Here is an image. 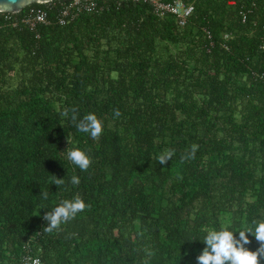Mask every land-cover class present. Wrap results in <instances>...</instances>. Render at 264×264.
<instances>
[{"label":"trees","instance_id":"obj_1","mask_svg":"<svg viewBox=\"0 0 264 264\" xmlns=\"http://www.w3.org/2000/svg\"><path fill=\"white\" fill-rule=\"evenodd\" d=\"M61 1L0 12V264H198L208 229L264 218V0H194L185 22L98 0L65 25ZM32 8L49 23L31 29ZM73 107L102 121L98 140L61 115ZM75 195L86 209L44 232Z\"/></svg>","mask_w":264,"mask_h":264},{"label":"clouds","instance_id":"obj_2","mask_svg":"<svg viewBox=\"0 0 264 264\" xmlns=\"http://www.w3.org/2000/svg\"><path fill=\"white\" fill-rule=\"evenodd\" d=\"M69 111L72 113L70 120L79 132L88 134L93 140L100 138L103 132V124L95 113L89 112L83 117H79V110L73 107L72 109H66L61 115L67 117ZM113 114L116 117L121 115L119 109H114ZM68 144H70L69 137ZM195 151L196 148L193 146L191 153L194 154ZM66 155L67 159L81 171L89 169L91 159L79 147H68ZM173 155V150L162 152L157 156V162L165 165L172 159ZM53 176L55 178L52 183L55 185L60 186L64 183L62 178ZM70 183L79 185V177L71 176ZM41 194L44 198H47V192H42ZM86 207L87 205L80 195H75L71 199L61 200L57 206L43 215V220L47 222L43 231L52 233L61 230L62 225L76 218ZM230 228V224H224L218 230L208 229L206 231V235L202 238L206 246L197 257L198 264H260L259 258L264 256V218L253 220L252 226L243 227L238 231L230 230ZM235 232L239 233V238L234 235ZM247 233L254 235L259 242L260 246L255 251L245 247V245L250 243ZM29 251H32L31 248H29ZM33 264H38V262H33Z\"/></svg>","mask_w":264,"mask_h":264},{"label":"built area","instance_id":"obj_3","mask_svg":"<svg viewBox=\"0 0 264 264\" xmlns=\"http://www.w3.org/2000/svg\"><path fill=\"white\" fill-rule=\"evenodd\" d=\"M139 1V0H135ZM148 1L157 15L171 14L175 15L180 22H185L194 12V0H145ZM51 2V1H50ZM49 3V2H47ZM59 13V23L65 25L77 18L84 12H94L99 4L98 0H65L61 1ZM246 20V15H243V21ZM24 21L31 29H35L39 24L49 23V11L43 8H32L26 14ZM264 48V45H263ZM257 78L264 81V72L256 74ZM26 264H43L39 257H31Z\"/></svg>","mask_w":264,"mask_h":264},{"label":"water","instance_id":"obj_4","mask_svg":"<svg viewBox=\"0 0 264 264\" xmlns=\"http://www.w3.org/2000/svg\"><path fill=\"white\" fill-rule=\"evenodd\" d=\"M54 0H0V12H21L34 3H47Z\"/></svg>","mask_w":264,"mask_h":264}]
</instances>
